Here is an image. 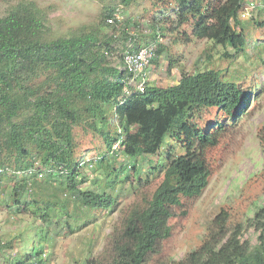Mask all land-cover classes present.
Masks as SVG:
<instances>
[{"label": "trees", "instance_id": "1", "mask_svg": "<svg viewBox=\"0 0 264 264\" xmlns=\"http://www.w3.org/2000/svg\"><path fill=\"white\" fill-rule=\"evenodd\" d=\"M120 2L127 7L131 0ZM243 3V0H158L156 8L167 13L162 14V26L157 29L171 24V18L164 15L173 11L179 28L192 25L193 38L222 47L229 45L238 55L246 45L243 31L235 30ZM114 11L111 7L104 10L105 25L109 26L106 19ZM44 20L34 6L21 2L0 17V159L13 160L12 177L17 180L11 194L13 204L17 208L25 205L21 202L22 195L40 173L46 184L57 183L65 189L74 202L86 209L87 215L110 209L116 196L105 187L114 189L127 168L116 169L108 157L112 159L110 155L114 153L131 159L158 156L164 137H172L183 148V154L168 155L164 166H154L155 170L162 168V180L151 197L125 217L120 235L111 242L112 254L107 263L145 264L158 243L170 236L168 221L172 207L179 206L181 198L199 197L208 184L206 152L218 144L224 128L219 125L211 131L201 128L198 123L201 113L219 108L234 117L244 93L235 81L227 80L215 70L196 74L181 70L173 85L156 87L147 86L146 82L144 92L136 91L128 85L130 74L124 67L117 69L108 64L107 58L113 52L112 37L102 38L93 32L48 38ZM171 28L168 30L173 32ZM159 31L154 40L161 36ZM182 35L189 39L185 31ZM236 108V113H232ZM108 113L116 120L117 131L113 134ZM81 125L99 134L106 145L107 154L98 156L93 165L90 160L78 161L75 156L73 128ZM37 157L42 168L32 170ZM82 166L90 169L95 166L94 171L98 170V181H93L98 190L80 189L88 182L81 176ZM3 171L0 177L8 174ZM100 176L106 179L104 186ZM127 178L126 175L124 182ZM53 207L48 203L37 207L38 211L43 210L40 216L43 221L49 220L48 209ZM66 215V207L62 205L55 218L59 222ZM227 221L226 212L216 215L203 242L176 264H264V206L252 217L259 232L258 244L253 248L248 241L241 240V226L231 231ZM7 244L0 242V250ZM38 254H42L41 249H34L17 264H25Z\"/></svg>", "mask_w": 264, "mask_h": 264}, {"label": "rangeland", "instance_id": "2", "mask_svg": "<svg viewBox=\"0 0 264 264\" xmlns=\"http://www.w3.org/2000/svg\"><path fill=\"white\" fill-rule=\"evenodd\" d=\"M243 1V4L253 1L257 8L247 19L238 18L235 30L243 31L246 45L243 52L235 55L229 45L222 47L206 39L193 38L190 35L192 25L179 28L173 11L164 15L172 19H169L172 25L167 23L165 29H157L162 26V14L167 13L156 8L158 0H131L127 7L120 0H0V17L20 2L34 6L44 15L48 38L93 32H98L102 38L112 37L113 52L107 60L117 69H123L120 57L127 48L155 42L158 51L146 69L147 86L173 85L179 80L181 70L189 74L215 70L227 80L235 81L244 93L241 107L232 111H237L234 117L219 108L201 113L198 120L201 128L209 131L218 125L224 128L218 144L206 152L208 184L199 197L181 198L180 205L172 207L173 214L168 221L170 236L158 243L145 264L182 261L203 242L212 220L221 211L227 213L231 231L241 226L242 241H248L251 248L258 244L259 232H256L252 217L264 206V0ZM107 7L115 10L114 23L106 22L109 26L102 18ZM170 26L173 32L168 30ZM158 31L161 36L154 40ZM184 31L189 39L183 37ZM108 116L113 134L117 131L116 120L112 113ZM73 137L78 161L90 160L93 165L98 156L107 154L102 137L86 125L75 126ZM180 154H183L180 144L165 136L158 156L131 159L120 153L110 155L112 159L108 158L116 169L127 170L119 176L114 189L105 187L116 196L114 206L96 210L89 216L65 189L59 188L57 183L46 184L40 173L29 191L27 189L22 195L21 202L25 205L17 208L11 198L17 182L12 177L13 160L1 158L0 166L10 168L8 174L0 177V242L8 243L0 250V264H17L34 249H41L42 254L28 258L25 264H107L112 254L111 242L120 235L125 217L149 199L162 180V168L155 170L154 166H164L168 155ZM84 166L81 176L88 182L80 189L98 190L93 185L95 179L98 181V170L94 171L95 166L92 169ZM31 168H42L38 157L34 158ZM126 175L128 178L124 182ZM99 180L104 186L106 179L100 176ZM27 200L36 203L30 205ZM44 203L54 205L48 209L49 220L46 221L40 218L43 210H37ZM62 205L67 215L57 222L55 216Z\"/></svg>", "mask_w": 264, "mask_h": 264}, {"label": "built area", "instance_id": "3", "mask_svg": "<svg viewBox=\"0 0 264 264\" xmlns=\"http://www.w3.org/2000/svg\"><path fill=\"white\" fill-rule=\"evenodd\" d=\"M256 8V3L253 1H248L247 3L243 4L239 12V18L247 19L250 13H252ZM106 22L108 24H113L114 18L110 17L106 19ZM156 49V43L151 42L142 46H138L137 48L131 46L121 54L123 67L130 74L128 85L133 86L136 91L144 92L147 80L146 69L154 60L156 56ZM125 91L127 92L128 90L126 89ZM2 167L4 166H0V172L3 170V172H8V167Z\"/></svg>", "mask_w": 264, "mask_h": 264}]
</instances>
